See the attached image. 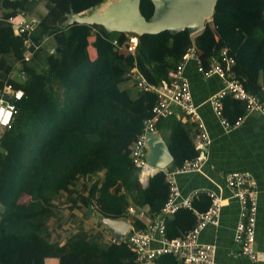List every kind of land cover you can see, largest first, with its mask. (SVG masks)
Instances as JSON below:
<instances>
[{"label": "trees", "instance_id": "1", "mask_svg": "<svg viewBox=\"0 0 264 264\" xmlns=\"http://www.w3.org/2000/svg\"><path fill=\"white\" fill-rule=\"evenodd\" d=\"M41 1L47 12L38 16L34 13ZM104 1L0 0V92L6 82L24 92L11 127L0 131V264H52V258L57 264H136L135 251L123 241L101 248L79 237L60 245L49 242L44 233L52 201L60 192L72 193L77 179H83V195L74 197L73 206H89L108 217L128 216L139 229L146 224L111 190L119 177L137 210L147 208L152 217L167 202L170 186L163 171L146 187L138 184L132 146L144 119L153 115L157 94L133 90L135 82L127 73L134 67L160 85L170 81L193 43L205 66L228 47L236 57L235 78L251 92H260L264 85V0H218L212 22L195 36L188 30L138 36L107 32L95 24L65 26L72 10L82 14ZM140 8L150 17L154 5L141 0ZM11 17L38 22L30 32H17ZM129 35L140 37L136 53L122 57L114 39L124 43ZM26 51L31 53L29 61ZM19 67L22 77L14 79ZM227 104L237 115L245 112L244 102L227 97L224 112L229 119ZM166 126V143L174 156L169 169L195 159L199 150L187 123L179 117L161 118L157 131ZM211 204L210 195L202 192L192 208L169 214L168 236L185 238L197 223L196 212L207 211ZM159 258L185 264L172 253Z\"/></svg>", "mask_w": 264, "mask_h": 264}, {"label": "built area", "instance_id": "2", "mask_svg": "<svg viewBox=\"0 0 264 264\" xmlns=\"http://www.w3.org/2000/svg\"><path fill=\"white\" fill-rule=\"evenodd\" d=\"M17 32L31 31L38 20L33 17L16 19L10 18ZM96 30H93L95 34ZM193 36L197 35L192 34ZM117 51L125 50L130 54L136 53V45L127 40L120 43L114 39ZM31 53L26 51L25 60L29 61ZM195 62L197 71L202 78L208 79L217 76L222 81V87L213 93L208 102L212 107L223 127L227 130L242 124L248 114L258 113L264 117V85L260 92L249 91L235 78L233 70L236 57L230 53L228 47H223L217 54L210 58L209 66H205L200 57L199 49L195 43L188 49L183 59L177 64L171 74L170 81L163 80L160 85L150 83L143 73L134 67L127 76L132 77L135 86L140 91H148L157 94V103L153 107V115L144 119L142 132L132 146V158L138 170V184L146 187L150 178L160 171L166 176L170 186V195L161 211L155 213L143 229L131 226L125 236L128 248L136 253V264H155L157 258L163 254L172 253L185 264H215L217 245L202 242L201 231L208 225H219L221 220L224 200L222 194L214 190L195 189L187 196H182L177 175L202 170L208 160V147L212 139L208 127L201 115L198 104L194 100L189 77L186 68L189 62ZM22 89H15L11 82H6L0 92V131L10 128L17 112V102L23 97ZM227 97L238 99L245 104V114L235 121H231L224 112V104ZM187 116L195 123L198 129V140L195 143L199 155L195 159H187L182 166L158 170L149 165L146 159V135L148 132H158L157 122L161 118ZM225 183L229 190V197L239 204V216L235 229V241L240 245L239 251L251 262L264 261V250L256 247V225L258 212V192L252 175L243 170L228 172ZM202 192H206L212 198L210 208L205 212H196L197 223L185 238H171L166 230V218L181 207L192 208L194 198ZM130 214L142 217L144 211H137L133 205L128 206ZM157 245H154V244Z\"/></svg>", "mask_w": 264, "mask_h": 264}, {"label": "crops", "instance_id": "3", "mask_svg": "<svg viewBox=\"0 0 264 264\" xmlns=\"http://www.w3.org/2000/svg\"><path fill=\"white\" fill-rule=\"evenodd\" d=\"M90 11L85 10L84 12ZM46 12L45 2L41 1L34 14L39 16ZM2 13L3 10L0 7V17ZM139 39L140 37L136 38L133 35H129V41L134 43V45L137 44ZM94 40L95 35L90 37V41ZM46 43L52 46L51 39H47ZM7 47V45L4 47L5 50ZM88 49L89 52L92 50L90 46ZM148 52L152 53V49L149 48ZM120 53L122 57L128 55V52L125 50H122ZM1 60L2 58H0ZM21 72L22 67L17 68L12 77L20 79L22 77ZM186 75L190 79L194 100L199 106L201 115L210 132L212 142L208 147V160L205 162L202 170L179 174L177 175V181L182 196H187L195 189H210L222 194L225 198L220 224L206 226L200 233V240L217 245L215 264H264V261L255 263L249 261L239 251L240 245L235 241L234 236L240 208L238 202L229 197L230 193L225 183L226 174L234 170L247 171L252 175L255 189L258 192L255 245L258 249L264 250V117L258 113L248 114L238 127L230 130L225 129L208 102L210 96L222 87V81L217 76L208 79L202 78L201 74L197 71L196 63L193 61L187 65ZM133 90L135 92L138 91L136 87H133ZM227 111L231 116L230 120L233 121L245 114L244 112L237 115V109L230 105ZM179 119L187 123L193 132L194 142L196 143L198 135L195 133L194 123L185 115H181ZM169 132V126L158 131L165 141ZM82 181L83 179L75 180L71 185L72 193L67 191L60 192L52 201V212L45 220L44 233L46 239L49 242L64 245L70 240L84 237L92 243H98L101 248H108L116 240L106 226L98 220L96 216L97 212L89 206H73L74 197L76 195H83ZM111 190L117 196L124 198L129 204L134 206L132 197L126 190L120 177L117 179L116 186ZM135 209L137 210L136 207ZM146 209L141 208L137 210L145 212L142 217H138L145 224L152 218ZM154 245L157 244L155 243ZM177 260L178 262L182 261L179 258ZM49 262L57 264L58 259L52 258ZM155 264L171 263L158 258Z\"/></svg>", "mask_w": 264, "mask_h": 264}, {"label": "water", "instance_id": "4", "mask_svg": "<svg viewBox=\"0 0 264 264\" xmlns=\"http://www.w3.org/2000/svg\"><path fill=\"white\" fill-rule=\"evenodd\" d=\"M153 13L146 17L140 8L141 0H105L90 12L79 14L71 11L65 26L74 22L101 25L107 32H129L139 36L169 31L177 34L188 30L191 34L201 31L212 22L218 0H151ZM146 159L150 166L162 170L169 167L174 156L165 139L158 132L146 135ZM117 242H122L131 229L128 216L108 217L96 214Z\"/></svg>", "mask_w": 264, "mask_h": 264}, {"label": "rangeland", "instance_id": "5", "mask_svg": "<svg viewBox=\"0 0 264 264\" xmlns=\"http://www.w3.org/2000/svg\"><path fill=\"white\" fill-rule=\"evenodd\" d=\"M130 34H135V33H130ZM139 36V35H138ZM135 37V36H134Z\"/></svg>", "mask_w": 264, "mask_h": 264}]
</instances>
